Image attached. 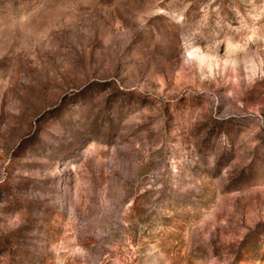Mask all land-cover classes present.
<instances>
[{
	"label": "rangeland",
	"instance_id": "obj_1",
	"mask_svg": "<svg viewBox=\"0 0 264 264\" xmlns=\"http://www.w3.org/2000/svg\"><path fill=\"white\" fill-rule=\"evenodd\" d=\"M0 264H264V0H0Z\"/></svg>",
	"mask_w": 264,
	"mask_h": 264
}]
</instances>
